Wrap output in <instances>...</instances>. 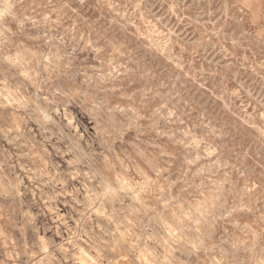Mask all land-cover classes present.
<instances>
[{
	"label": "rangeland",
	"instance_id": "1",
	"mask_svg": "<svg viewBox=\"0 0 264 264\" xmlns=\"http://www.w3.org/2000/svg\"><path fill=\"white\" fill-rule=\"evenodd\" d=\"M0 264H264V0H0Z\"/></svg>",
	"mask_w": 264,
	"mask_h": 264
}]
</instances>
